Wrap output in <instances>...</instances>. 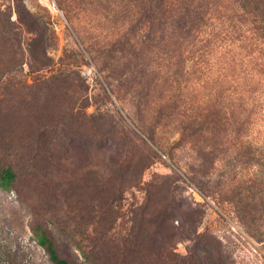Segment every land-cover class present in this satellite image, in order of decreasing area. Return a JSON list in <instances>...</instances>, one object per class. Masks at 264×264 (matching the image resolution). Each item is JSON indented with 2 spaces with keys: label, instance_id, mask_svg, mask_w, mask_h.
I'll list each match as a JSON object with an SVG mask.
<instances>
[{
  "label": "rangeland",
  "instance_id": "374dc122",
  "mask_svg": "<svg viewBox=\"0 0 264 264\" xmlns=\"http://www.w3.org/2000/svg\"><path fill=\"white\" fill-rule=\"evenodd\" d=\"M242 2L0 0V173L18 172L0 186V264H54L36 223L71 264H264V104L253 159L214 148L226 136L187 135L182 114L240 121L244 99L264 100L242 42L190 60L198 15L210 31ZM130 150L137 182L106 164Z\"/></svg>",
  "mask_w": 264,
  "mask_h": 264
},
{
  "label": "trees",
  "instance_id": "16d2710c",
  "mask_svg": "<svg viewBox=\"0 0 264 264\" xmlns=\"http://www.w3.org/2000/svg\"><path fill=\"white\" fill-rule=\"evenodd\" d=\"M241 6V11L235 13L236 20L229 18L230 22L227 25L213 27L210 31L202 29L209 22L210 16L208 13L202 12L198 15V23L191 30L195 36L193 47H191L193 49L190 50V60L193 59L194 65L199 67L208 66L212 59V45L218 41L223 42L225 39H229L242 42L241 46L248 48L249 54L254 60H257L256 64H259L260 67L264 66V61H262L264 58V0H243ZM259 69L261 70V68ZM263 101L261 97L258 99L252 97L253 104L248 106V100L244 99L241 103L243 109L240 113L243 117L240 121H233V112L225 109L209 110L207 113L186 110L182 113L187 121L184 125V131L188 132L187 135L193 137H201L208 133L214 134V136H223V138L226 136V139L230 142H232L231 138H236L238 144L232 142L231 145L225 146L226 140V142L223 141V144L220 143L219 146L215 145L214 148H222L224 151H228L232 146L237 147L248 159L259 157L261 144L260 140L254 136L253 130L255 128L254 118H256L258 108L264 104ZM234 122L236 128L231 129V126L235 125ZM101 145L104 146L105 144L102 143ZM130 153L129 155L127 152L120 151L116 155L112 154L110 155V163L106 162V164L111 173L116 175L118 179L131 178L132 181L137 182L143 170L141 169L143 157H136L137 154L131 152V150ZM17 178L18 172L14 166L7 165L0 173L1 188L5 190L12 189ZM250 181H253V179H250ZM32 231L38 243L49 253L54 264H71L69 260L60 255L54 239L45 227L40 223L32 224ZM209 264H233V262H220L217 261L216 257H211Z\"/></svg>",
  "mask_w": 264,
  "mask_h": 264
}]
</instances>
